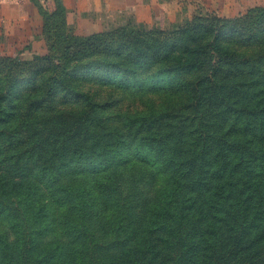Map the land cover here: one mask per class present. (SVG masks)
<instances>
[{
	"label": "trees",
	"instance_id": "16d2710c",
	"mask_svg": "<svg viewBox=\"0 0 264 264\" xmlns=\"http://www.w3.org/2000/svg\"><path fill=\"white\" fill-rule=\"evenodd\" d=\"M54 5L0 82V264H264V8L81 36Z\"/></svg>",
	"mask_w": 264,
	"mask_h": 264
},
{
	"label": "crops",
	"instance_id": "0c3cea01",
	"mask_svg": "<svg viewBox=\"0 0 264 264\" xmlns=\"http://www.w3.org/2000/svg\"><path fill=\"white\" fill-rule=\"evenodd\" d=\"M55 0H0V55L11 49L43 53L45 16ZM69 32L87 36L132 23L149 24L173 15L185 0H60ZM169 10V12H168Z\"/></svg>",
	"mask_w": 264,
	"mask_h": 264
},
{
	"label": "rangeland",
	"instance_id": "374dc122",
	"mask_svg": "<svg viewBox=\"0 0 264 264\" xmlns=\"http://www.w3.org/2000/svg\"><path fill=\"white\" fill-rule=\"evenodd\" d=\"M264 8V0H185L178 9L170 10L173 15L165 19H157L149 24H139L134 27L141 29H157L164 32H172L180 29L185 24L193 21L197 17L216 16L222 19L237 18L248 10ZM169 12V10H168ZM123 27V26H121ZM116 27L115 29H117ZM113 29V30H115ZM56 53L33 52L31 50L11 49L0 55V82L17 78V81H23L27 78L30 65L36 64L35 58H54ZM6 78V79H4ZM8 78V79H7ZM10 78V79H9ZM82 90L95 92V98L101 100H114L115 90L92 84V81L83 82Z\"/></svg>",
	"mask_w": 264,
	"mask_h": 264
}]
</instances>
